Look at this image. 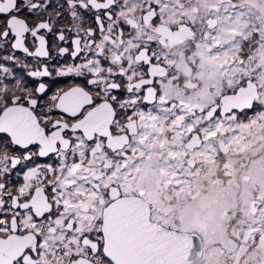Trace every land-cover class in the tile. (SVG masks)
Returning a JSON list of instances; mask_svg holds the SVG:
<instances>
[{"label":"snow or ice","instance_id":"6c2138e0","mask_svg":"<svg viewBox=\"0 0 264 264\" xmlns=\"http://www.w3.org/2000/svg\"><path fill=\"white\" fill-rule=\"evenodd\" d=\"M0 264H264V0H0Z\"/></svg>","mask_w":264,"mask_h":264},{"label":"flooded vegetation","instance_id":"af4514ba","mask_svg":"<svg viewBox=\"0 0 264 264\" xmlns=\"http://www.w3.org/2000/svg\"><path fill=\"white\" fill-rule=\"evenodd\" d=\"M67 83H69L68 78H59L55 82H53V84H52V90H55V88H57V87H63Z\"/></svg>","mask_w":264,"mask_h":264}]
</instances>
